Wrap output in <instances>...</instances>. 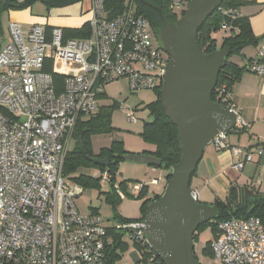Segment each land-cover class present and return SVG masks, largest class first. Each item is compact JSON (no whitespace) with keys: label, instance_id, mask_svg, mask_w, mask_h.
Returning <instances> with one entry per match:
<instances>
[{"label":"built area","instance_id":"obj_1","mask_svg":"<svg viewBox=\"0 0 264 264\" xmlns=\"http://www.w3.org/2000/svg\"><path fill=\"white\" fill-rule=\"evenodd\" d=\"M89 1L85 39H64L60 27L7 25L9 41L0 46V264H105L108 226L99 215L77 210L75 199L83 190L63 177L64 158L77 121L96 114L107 84L126 80L132 92L155 91L169 58L132 1L113 19L104 10L105 0ZM184 1L172 0L171 13L182 14ZM224 15L234 19L238 11ZM244 72L264 78V46ZM55 75L63 80L59 89ZM224 89L215 90L217 98ZM230 108L236 126L244 128L238 110ZM121 111L136 122L133 111ZM210 144L237 157L236 170L264 153V144L253 150L231 147L223 133ZM101 179L109 182L107 171ZM143 186L129 184L128 195L136 198ZM114 189L124 196L118 186ZM190 196L199 203L196 191ZM113 227L136 245L134 264H162L146 240L143 219ZM217 228L209 241L211 264H264L259 219H230Z\"/></svg>","mask_w":264,"mask_h":264},{"label":"water","instance_id":"obj_2","mask_svg":"<svg viewBox=\"0 0 264 264\" xmlns=\"http://www.w3.org/2000/svg\"><path fill=\"white\" fill-rule=\"evenodd\" d=\"M0 1L5 4V0ZM222 1L188 0L174 23L168 22L159 8L151 6L160 21L159 42L169 58L160 105L177 129L180 142L179 161L171 168L160 198L148 205L143 217L146 240L162 264H201L194 256V234L198 227L219 216L216 206L192 200L190 184L204 149L216 136L227 135L237 124V116L229 105L211 100L230 50L223 47L205 54L196 43L198 29ZM122 159L153 168L161 166L159 159L147 154H126ZM91 160L97 165L109 163V158ZM243 194L254 195L247 188Z\"/></svg>","mask_w":264,"mask_h":264},{"label":"trees","instance_id":"obj_3","mask_svg":"<svg viewBox=\"0 0 264 264\" xmlns=\"http://www.w3.org/2000/svg\"><path fill=\"white\" fill-rule=\"evenodd\" d=\"M82 1L84 0H5V4L0 1V19L3 13L29 9L36 2L42 3L45 8L49 10L53 8L68 7ZM126 1H132L134 3L136 13L147 20L158 41L160 21L151 6L159 8L168 22L174 23L176 21V15L171 13L169 9L172 0H105L104 10L106 11L109 19H113L124 12ZM244 4V0L222 1L220 8L211 14L198 29L196 43L201 52L210 54L218 49L214 38V34L217 32L223 33L220 48H228L230 50L229 57L239 54L247 46L256 45V39L251 32L249 22L246 18L239 17L238 15L234 19H230L224 15L226 11L238 10V8L244 6ZM223 23L227 24L226 30H221V25ZM49 28L51 27H47V30H49ZM63 33L64 39H85L89 36V27L86 24L80 29H68L64 30ZM2 34L3 29L0 20V37H2ZM242 73L243 69L238 68L227 61L218 74L216 86L211 95V100L217 104L229 105L228 95L230 94L232 87L239 80ZM62 82L63 80L61 76H54V83L58 89L62 85ZM221 86H224L225 89L222 96L217 98L215 90ZM160 90L161 88L154 91L157 95V99L147 106L152 120L143 125V130L139 136L143 142L154 146L155 151L153 153L145 154L152 155L161 161V166L155 169L167 172V182L171 168L178 163L180 158V142L177 129L165 117L164 111L161 108ZM103 97L104 94L100 95L99 99ZM112 108V106L99 107L95 115L88 119H79L77 121L72 134L73 146L67 151L64 158L62 175L66 180L72 181L74 184L82 187L83 189H91L99 187L101 175L98 178H93L88 175L80 174L79 171L94 170L100 173L107 171L110 177L108 183L112 188V192L106 193V202L113 206V219L117 222V224H125L135 222L140 219L142 220L148 205L151 202L158 200L160 195L145 199L148 193V188L147 186H143L139 195L136 197V199L142 200L140 208L141 217L138 219H127L117 214L116 206L120 202L121 198L116 194L114 189L115 184H117L119 190L124 195L129 196L128 185L138 184L140 182L133 180H122L117 182L116 180L119 162L123 161L122 157L128 154L124 150L122 142L113 141L110 147L102 149L97 156H92L89 143L90 137L93 135L112 132L109 121ZM235 129L236 128L230 132ZM92 158L98 160L109 158V163L106 166L97 165L91 160ZM194 175L195 173L192 178ZM234 200H236L235 204H233ZM214 206L218 208L219 216L215 220L198 227L193 237L194 244L198 241L197 232L206 225H210L212 227L213 238H215L218 234V224L230 219H248L253 217L259 219L264 225V195L254 194L251 196H244L242 193L240 194V197L237 198L235 191H233L231 193L229 203H227V201H216ZM91 214L97 215L96 212H92ZM107 237L109 241L105 245V264H116L121 258L119 251L124 252L128 245L122 241L123 235L116 231L113 226L107 227ZM134 247L136 250V245H134ZM202 254L212 259L213 255L210 249V242L206 244ZM195 259L197 258L195 257Z\"/></svg>","mask_w":264,"mask_h":264},{"label":"crops","instance_id":"obj_4","mask_svg":"<svg viewBox=\"0 0 264 264\" xmlns=\"http://www.w3.org/2000/svg\"><path fill=\"white\" fill-rule=\"evenodd\" d=\"M244 1V6L237 10L238 15L248 20L251 32L256 39V45L247 46L239 54L227 59L228 62L243 69L239 80L228 95V101L229 106L238 110L241 120L246 124L244 128L236 126L234 131L227 134V143L231 147L253 150L264 144V78L244 72V68L249 62L257 60L258 50L264 46V0ZM32 10L29 8L24 11H10L6 13V17L9 21L18 23L25 29L37 24L46 27H60L63 30L80 29L87 24L91 17L89 0L61 9H52L48 12L47 17L33 15ZM221 42L222 37L220 43L216 40L218 48H220ZM103 94H105V89ZM113 141L122 142L124 150L128 154L138 155L155 151L153 145L139 139L118 135L117 139ZM238 160L229 151H218L212 144L204 149L195 175L191 180L194 183L193 187L190 184V189L199 195V203L214 205L216 201L226 202L233 191L239 198L245 188L253 191L254 194L264 195V153L261 156L254 155L253 160L250 163H245L241 170H236L233 167ZM139 170L148 175L149 179L130 180L144 183L147 186L148 193L145 199L161 195L166 185L167 172L148 166ZM92 171L95 174L98 173ZM152 181H157V184H151ZM231 188L233 190L230 193ZM138 218L140 217L131 219Z\"/></svg>","mask_w":264,"mask_h":264},{"label":"rangeland","instance_id":"obj_5","mask_svg":"<svg viewBox=\"0 0 264 264\" xmlns=\"http://www.w3.org/2000/svg\"><path fill=\"white\" fill-rule=\"evenodd\" d=\"M22 1V0H18ZM129 1L125 2V9L127 8ZM187 5V3H186ZM32 14L40 17H47L48 12L52 9L47 10L45 6L36 2L31 7ZM61 9V8H53ZM135 10V7H134ZM24 11V10H22ZM125 11V10H124ZM10 12V11H9ZM8 13V12H6ZM6 13L1 15V26L3 29L2 37H0V46H5L8 41L7 25L11 21L6 17ZM181 14L177 13L176 20L180 19ZM26 30L25 28H23ZM223 36L222 32L214 34V38L220 43V38ZM105 96L100 99L101 107H113L109 118L110 127L112 132L107 134H97L90 137L89 143L91 147L92 156H97L102 149L110 147L113 140L117 139L118 135L122 137H130L132 139H139L143 141L138 135L142 132L143 125L152 120L148 105L153 103L157 99V95L154 91H139L132 92L127 84L126 80H118L107 84L105 87ZM121 107L126 109V112L134 113L136 124L130 123L125 113L121 111ZM141 134V133H140ZM73 146V140L69 145L70 150ZM124 148V146H123ZM67 154V153H66ZM146 166L135 164L127 161H120L118 166V173L116 180H145L149 179L148 175L142 173L139 169H145ZM150 168V167H149ZM158 170V169H157ZM98 172V171H97ZM80 174L88 175L93 178H98L101 173L95 174L92 170H80ZM69 181V180H68ZM73 183L72 181H69ZM116 182V183H117ZM192 182V181H191ZM117 186V184H115ZM194 183H191L193 187ZM80 196L75 199V204L78 211L82 214H90L96 212L101 218L104 225L114 226L117 222L114 218L113 206L106 202V193L112 192V188L107 181L100 180L98 188L83 189ZM236 200L233 201V204ZM141 204L142 200L136 199L130 196L124 195L118 205L116 206V212L123 218H136L141 217ZM198 241L194 244V252L201 264H211V258L202 254L206 244L213 238V230L210 225H206L197 232ZM122 241L127 244V248L124 252L119 251L120 260L116 264H134L132 254L135 251L134 245L129 241L127 237H123Z\"/></svg>","mask_w":264,"mask_h":264},{"label":"flooded vegetation","instance_id":"obj_6","mask_svg":"<svg viewBox=\"0 0 264 264\" xmlns=\"http://www.w3.org/2000/svg\"><path fill=\"white\" fill-rule=\"evenodd\" d=\"M153 33H154V32H153ZM154 37L157 38L156 35H155V33H154ZM194 256L196 257L195 252H194ZM196 258H197V257H196ZM197 260H198V259H197ZM198 261H199V260H198Z\"/></svg>","mask_w":264,"mask_h":264}]
</instances>
